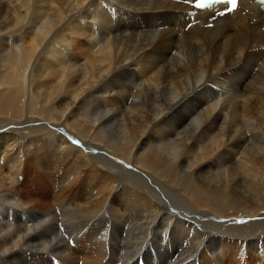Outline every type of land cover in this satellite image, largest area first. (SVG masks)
<instances>
[{
    "label": "bare ground",
    "instance_id": "obj_1",
    "mask_svg": "<svg viewBox=\"0 0 264 264\" xmlns=\"http://www.w3.org/2000/svg\"><path fill=\"white\" fill-rule=\"evenodd\" d=\"M188 10L0 0V264H264V16Z\"/></svg>",
    "mask_w": 264,
    "mask_h": 264
},
{
    "label": "rangeland",
    "instance_id": "obj_2",
    "mask_svg": "<svg viewBox=\"0 0 264 264\" xmlns=\"http://www.w3.org/2000/svg\"><path fill=\"white\" fill-rule=\"evenodd\" d=\"M6 6V8H7V5H5ZM262 31V30H261ZM264 32V31H263ZM219 85H220V87H219ZM219 85H211V89H213V90H217L218 88H220L219 90L220 91H228L229 93H231L232 91H233V87H231V85H230V83H228V82H225L224 84H219ZM224 85V86H223ZM228 87H227V86ZM222 86V87H221ZM226 86V87H225ZM218 87V88H217ZM223 87H225V88H223ZM222 88H223V90H222ZM225 89V90H224ZM218 90V91H219ZM229 90H232V91H229ZM225 102V101H224ZM223 102V105L225 104ZM1 132V131H0ZM27 178V179H26ZM25 179H26V181H25ZM20 180V182L22 181V183L25 181V182H28V184H29V187H31V192H34V193H37L38 195H43V194H45L46 193V189L44 188V186H46V184H42L40 181H34V180H32V179H30L29 178V176H27V175H25V177L24 178H21V179H19ZM32 181V182H31ZM30 183H32V184H30ZM106 219H104V222H103V225H106ZM34 225H36L37 224V222H35V223H33ZM71 241L73 242H71L70 243V246H71V248L72 247H75V243H74V241L71 239ZM74 245V246H73ZM48 260L50 261V263L51 264H62V263H60L61 262V260L57 257V256H55V255H53V257L50 255V256H48ZM55 261V262H54ZM59 261V262H58ZM53 262V263H52ZM194 263V262H193Z\"/></svg>",
    "mask_w": 264,
    "mask_h": 264
},
{
    "label": "snow or ice",
    "instance_id": "obj_3",
    "mask_svg": "<svg viewBox=\"0 0 264 264\" xmlns=\"http://www.w3.org/2000/svg\"><path fill=\"white\" fill-rule=\"evenodd\" d=\"M209 2H221V0H195V6L197 8H204L206 6L207 3ZM224 3L226 4H230L232 7L229 8V11H232L237 3V0H223ZM221 15H223L224 13H220Z\"/></svg>",
    "mask_w": 264,
    "mask_h": 264
}]
</instances>
